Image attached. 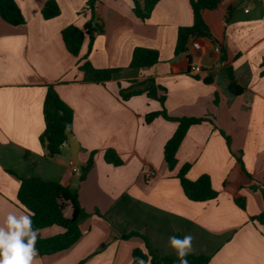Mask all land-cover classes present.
<instances>
[{
    "label": "crops",
    "instance_id": "1",
    "mask_svg": "<svg viewBox=\"0 0 264 264\" xmlns=\"http://www.w3.org/2000/svg\"><path fill=\"white\" fill-rule=\"evenodd\" d=\"M15 1L26 24L14 27L0 16V226L9 212L28 214L18 201L21 179L71 189L79 166L94 154V168L76 189L90 215L80 224L81 240L62 253L38 254L34 264H132L133 252L146 251V245L140 237L122 239L130 233L144 236L159 258L177 257L169 237L191 234V255L207 256L211 264H264V228L252 221L264 212V0H223L206 11L217 45L192 41L188 54L179 57L178 31L193 25L189 0H162L146 21L135 14L132 0H100L96 16L104 32L96 37L89 60L99 70H124L104 84L85 83L79 70L90 40L76 58L62 37L67 27L83 29L91 21L90 0ZM49 1L61 14L45 20L42 11ZM136 48L157 51L160 63L132 74L128 69ZM195 67L202 71L193 72ZM227 67L244 90L240 96L229 89ZM149 80L155 81L158 96H166L170 117L208 120L191 127L174 171L168 169L164 148L178 123L158 117L148 124L147 116L163 108L147 92L128 100L121 96L135 82ZM49 86L73 111L79 166L70 146L51 158L41 142ZM108 150L121 157L122 166L106 162ZM186 164L191 181L211 177L217 200L186 198L178 179ZM237 199L245 200V210ZM63 232L54 226L38 237Z\"/></svg>",
    "mask_w": 264,
    "mask_h": 264
},
{
    "label": "trees",
    "instance_id": "2",
    "mask_svg": "<svg viewBox=\"0 0 264 264\" xmlns=\"http://www.w3.org/2000/svg\"><path fill=\"white\" fill-rule=\"evenodd\" d=\"M134 3L135 14L146 21L150 18L157 4L162 0H132ZM223 0H189L193 11V25L180 28L178 31L175 56L187 55L189 52V43L199 39H206L217 45L209 27L207 26L204 13L206 11L216 10ZM98 0H90L88 7L92 12V19L83 29L77 26L67 27L63 33V41L67 51L74 57L79 58L81 49L85 40H90L88 55L83 58V63L79 70L84 73L85 83L104 84L117 78L124 70L122 69H96L89 60V55L93 50L95 39L104 32V27L96 16V5ZM61 14L59 5L55 1H49L42 11L45 20H52ZM0 16L11 26L19 27L26 24L25 18L19 9L15 0H0ZM223 62L226 58L223 56ZM160 63V55L157 51L145 48H136L133 53L129 71L132 74H138L143 70L149 69ZM226 74L230 81L229 89L234 97L243 94L244 90L239 87L234 79L233 69L226 68ZM264 76V70L262 72ZM157 86L154 80L144 83L133 84V88L128 92H121L124 100L132 96L141 95L147 92L150 98L156 99L162 105L163 110L147 116L146 122L150 124L158 117H163L167 121L178 123V129L174 136L167 142L164 148L165 162L170 171L178 167L177 154L189 130L194 125L208 122L207 119L196 118H172L165 109L166 96H158ZM163 91H166L163 89ZM44 119L46 130L41 137V142L48 151L49 157L54 158L61 154L62 148L67 145L68 135L73 132L74 114L72 109L66 105L57 94L54 86L48 87V93L44 103ZM230 146V138L226 137ZM105 160L108 164L115 167L123 165V160L114 151L108 150L105 154ZM242 163V160H241ZM94 168V154L89 162L80 172V182L86 180L90 171ZM191 165H184L179 173L178 179L186 198L194 203H208L218 199L219 194L214 190L211 177L208 175L200 176L196 181H191L188 174ZM264 197V193H263ZM18 201L21 207L28 213H34L32 216L33 228L40 231L57 226L64 230L60 235L51 238L37 237L36 248L39 255L50 256L70 250L82 238L80 224L89 218V214L82 208L78 191L71 192L69 187L56 182H47L37 178L21 179V185L18 193ZM236 204L243 210L246 209L245 200L237 199ZM264 228V212L252 218ZM133 237H140L145 241L146 251L137 249L133 252L132 264H179L177 257L159 258L149 248L145 237L139 233H130L122 236L123 240H129ZM26 242V238H25ZM189 264H211V259L207 256L187 257Z\"/></svg>",
    "mask_w": 264,
    "mask_h": 264
},
{
    "label": "clouds",
    "instance_id": "3",
    "mask_svg": "<svg viewBox=\"0 0 264 264\" xmlns=\"http://www.w3.org/2000/svg\"><path fill=\"white\" fill-rule=\"evenodd\" d=\"M33 215L13 212L6 215L3 226H0V264H34L39 253L36 248L39 230L32 226ZM194 239L191 234L183 238L169 237V247L176 253L179 264H189L187 257L195 253Z\"/></svg>",
    "mask_w": 264,
    "mask_h": 264
},
{
    "label": "water",
    "instance_id": "4",
    "mask_svg": "<svg viewBox=\"0 0 264 264\" xmlns=\"http://www.w3.org/2000/svg\"><path fill=\"white\" fill-rule=\"evenodd\" d=\"M68 142H69V146H70V150H71V157L73 159V162L79 166V158L78 155L80 153L81 150V146L79 141L77 140V138L75 137V135L72 133H70L68 135ZM79 169L82 170V168L79 166ZM80 182V177H77L74 181V186L73 188H71V192L74 193L76 191V189L78 188Z\"/></svg>",
    "mask_w": 264,
    "mask_h": 264
},
{
    "label": "built area",
    "instance_id": "5",
    "mask_svg": "<svg viewBox=\"0 0 264 264\" xmlns=\"http://www.w3.org/2000/svg\"><path fill=\"white\" fill-rule=\"evenodd\" d=\"M216 52L217 53L221 52L219 47L216 48ZM192 71L195 72V73H200L202 71V68L201 67H195V68L192 69Z\"/></svg>",
    "mask_w": 264,
    "mask_h": 264
},
{
    "label": "rangeland",
    "instance_id": "6",
    "mask_svg": "<svg viewBox=\"0 0 264 264\" xmlns=\"http://www.w3.org/2000/svg\"><path fill=\"white\" fill-rule=\"evenodd\" d=\"M100 2V0H98V3Z\"/></svg>",
    "mask_w": 264,
    "mask_h": 264
}]
</instances>
